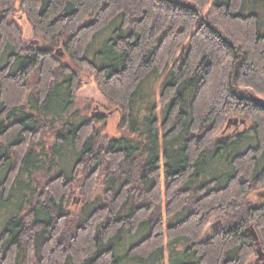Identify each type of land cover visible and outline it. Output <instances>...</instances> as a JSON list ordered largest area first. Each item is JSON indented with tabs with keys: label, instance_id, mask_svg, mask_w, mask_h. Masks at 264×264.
<instances>
[{
	"label": "trees",
	"instance_id": "1",
	"mask_svg": "<svg viewBox=\"0 0 264 264\" xmlns=\"http://www.w3.org/2000/svg\"><path fill=\"white\" fill-rule=\"evenodd\" d=\"M85 76L125 135L74 109ZM258 189L264 0H0V264H264Z\"/></svg>",
	"mask_w": 264,
	"mask_h": 264
},
{
	"label": "rangeland",
	"instance_id": "2",
	"mask_svg": "<svg viewBox=\"0 0 264 264\" xmlns=\"http://www.w3.org/2000/svg\"><path fill=\"white\" fill-rule=\"evenodd\" d=\"M14 19H16L23 30V41H26L28 45L32 47L40 46L41 42L36 37L33 36L32 29L27 22L26 18L24 16L22 17L20 14H16L14 16ZM36 42V46L32 45V43ZM58 52V53H57ZM56 52V55L58 58H64L65 53L63 50H58ZM150 80H153L151 82L152 84V98L153 101L156 103V113L159 114V94H160V87L162 84V78H156L152 77ZM82 86L80 89H78L75 93V101H74V109H78L80 111L81 116H88V117H94V116H100L101 113L105 114V118L101 120L99 123L96 124V127L101 130L100 137L103 139H111V138H118V136L125 135L124 132H122L119 129L118 123H119V115L114 110L109 109L107 104V101L103 98L101 94H99L96 84L93 82V78L90 76H85L82 79ZM147 98H145V102ZM101 117V116H100ZM234 125L231 126L230 131L234 130ZM242 127L238 125L237 130H241ZM44 141L47 143H50L49 138L44 135ZM80 198L78 196H74L71 200V206L73 208L79 209L80 201L79 203H75L76 199ZM249 199L251 200L252 204L254 206L262 203L264 201V189H258L256 192H253L249 195ZM213 223V222H212ZM216 226V227H215ZM218 228L217 222H214L212 226L207 228V233L212 234L213 231H216ZM68 235V234H67ZM251 236V235H250ZM177 251L180 253L184 248L183 247H177ZM264 251V250H263ZM168 252L163 253V264H168Z\"/></svg>",
	"mask_w": 264,
	"mask_h": 264
},
{
	"label": "water",
	"instance_id": "3",
	"mask_svg": "<svg viewBox=\"0 0 264 264\" xmlns=\"http://www.w3.org/2000/svg\"><path fill=\"white\" fill-rule=\"evenodd\" d=\"M32 45L36 46V42L35 43H32ZM30 46V44H29ZM58 50L61 51V48H58ZM57 50V51H58ZM58 53V52H57ZM246 124V121H244L243 119L241 120H238L237 118H230L228 121H227V125H226V128L225 129H228L231 125H234V126H238V125H244L245 126ZM80 201V198H77L76 199V202L75 203H79ZM218 225H220L219 222H217ZM216 227V226H215ZM247 233H249L251 235V237L253 238L254 240V244H256V255H257V261H261V262H264V251L261 247V245L259 244V241H258V237H257V234L255 233L254 229H253V226H249L247 227L246 229Z\"/></svg>",
	"mask_w": 264,
	"mask_h": 264
},
{
	"label": "flooded vegetation",
	"instance_id": "4",
	"mask_svg": "<svg viewBox=\"0 0 264 264\" xmlns=\"http://www.w3.org/2000/svg\"><path fill=\"white\" fill-rule=\"evenodd\" d=\"M102 118H105V114L104 113H101L100 115Z\"/></svg>",
	"mask_w": 264,
	"mask_h": 264
}]
</instances>
